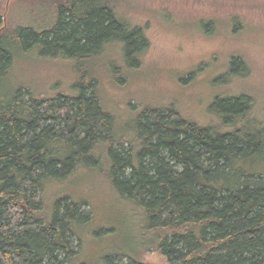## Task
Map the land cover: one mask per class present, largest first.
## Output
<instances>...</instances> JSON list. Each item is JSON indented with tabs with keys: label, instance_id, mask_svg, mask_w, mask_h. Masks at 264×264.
Instances as JSON below:
<instances>
[{
	"label": "trees",
	"instance_id": "1",
	"mask_svg": "<svg viewBox=\"0 0 264 264\" xmlns=\"http://www.w3.org/2000/svg\"><path fill=\"white\" fill-rule=\"evenodd\" d=\"M55 2V24L43 31L5 30L0 16V264H70L83 203L63 196L48 207L45 185L103 166L140 212L139 252L167 264H264V124L248 117L253 100L216 98L218 123L205 127L172 107L143 108L125 138L101 106L91 61L117 42L136 67L142 32L118 17V0ZM32 48L74 64V96L43 99L7 84L13 57Z\"/></svg>",
	"mask_w": 264,
	"mask_h": 264
},
{
	"label": "rangeland",
	"instance_id": "2",
	"mask_svg": "<svg viewBox=\"0 0 264 264\" xmlns=\"http://www.w3.org/2000/svg\"><path fill=\"white\" fill-rule=\"evenodd\" d=\"M55 1L0 0L3 28H51ZM117 10L118 17L140 29L145 45L136 67L117 42L91 61L98 99L114 117L117 132L131 139L129 126L143 108L166 113L172 107L200 127L214 125L210 104L239 96L253 100L248 117L264 124V0H118ZM234 59L241 63L237 73L229 74ZM73 66L32 48L13 57L7 84L25 86L43 99L74 96ZM116 72L121 80L114 79ZM123 147L129 148V142ZM103 170L82 168L45 185L48 207L63 196L83 203L79 213L87 219L75 226L71 245L76 256L70 264H107L108 259L110 264H167L158 252H139L144 246L140 212L118 197Z\"/></svg>",
	"mask_w": 264,
	"mask_h": 264
}]
</instances>
